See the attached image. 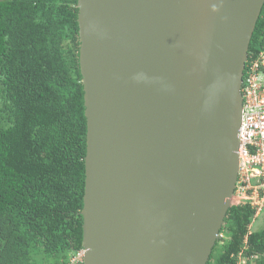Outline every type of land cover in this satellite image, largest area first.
Masks as SVG:
<instances>
[{
  "label": "water",
  "instance_id": "water-1",
  "mask_svg": "<svg viewBox=\"0 0 264 264\" xmlns=\"http://www.w3.org/2000/svg\"><path fill=\"white\" fill-rule=\"evenodd\" d=\"M264 0H77L83 264H206L232 206Z\"/></svg>",
  "mask_w": 264,
  "mask_h": 264
},
{
  "label": "trees",
  "instance_id": "trees-1",
  "mask_svg": "<svg viewBox=\"0 0 264 264\" xmlns=\"http://www.w3.org/2000/svg\"><path fill=\"white\" fill-rule=\"evenodd\" d=\"M77 15V0H0V264H67L83 248ZM263 45L264 4L248 56ZM253 214L248 204L229 208L206 264H264Z\"/></svg>",
  "mask_w": 264,
  "mask_h": 264
},
{
  "label": "built area",
  "instance_id": "built-area-1",
  "mask_svg": "<svg viewBox=\"0 0 264 264\" xmlns=\"http://www.w3.org/2000/svg\"><path fill=\"white\" fill-rule=\"evenodd\" d=\"M241 97L238 172L233 198L235 205L248 204L254 211L250 229L264 211V45L257 53L247 56ZM84 253L82 248L71 254L67 264H83ZM244 263L245 259L239 257V264Z\"/></svg>",
  "mask_w": 264,
  "mask_h": 264
},
{
  "label": "rangeland",
  "instance_id": "rangeland-1",
  "mask_svg": "<svg viewBox=\"0 0 264 264\" xmlns=\"http://www.w3.org/2000/svg\"><path fill=\"white\" fill-rule=\"evenodd\" d=\"M231 203H232V205H235L236 199L232 198ZM251 226H252L253 231H257V230L264 228V211L258 216V218L256 220H254L252 222ZM218 250H219V248L217 247V249L215 250V253H217ZM212 264H213V260H212Z\"/></svg>",
  "mask_w": 264,
  "mask_h": 264
}]
</instances>
